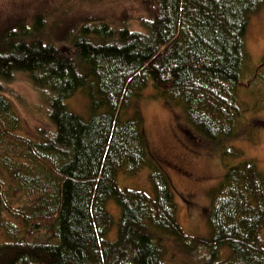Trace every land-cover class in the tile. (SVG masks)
<instances>
[{"label":"trees","instance_id":"1","mask_svg":"<svg viewBox=\"0 0 264 264\" xmlns=\"http://www.w3.org/2000/svg\"><path fill=\"white\" fill-rule=\"evenodd\" d=\"M30 1L28 16L0 24V228L3 214L20 221L0 243V264H264V173L230 145L243 116L238 90L259 75L244 81L250 15L264 0L114 2L100 18L77 7L60 14L68 0ZM137 18L146 32L129 29ZM20 73L47 101L37 137L20 133L22 114L5 94ZM150 86L183 107L185 134L221 147L211 238L183 231L173 183L130 112ZM78 92L88 118L68 108ZM144 168L153 197L119 187L120 171Z\"/></svg>","mask_w":264,"mask_h":264},{"label":"rangeland","instance_id":"2","mask_svg":"<svg viewBox=\"0 0 264 264\" xmlns=\"http://www.w3.org/2000/svg\"><path fill=\"white\" fill-rule=\"evenodd\" d=\"M60 2V0H52ZM134 0H98L93 6L80 7L76 0L63 3L59 13L75 10L77 15H89L92 18L104 17L112 9L114 2L124 9ZM30 0H0V24L8 23L11 17L28 16ZM85 7V8H84ZM130 8V5L128 6ZM117 9L118 16L122 10ZM116 22H120L118 19ZM131 31L146 32L139 18L127 21ZM120 23H118L119 25ZM65 46L66 50L68 47ZM246 48L249 58L246 65L244 81L250 82L253 74L254 81L249 87L238 90L239 102L242 104L243 116L240 118L238 138L231 141L237 149H241L247 158L254 159L264 173V3L250 15L249 31L246 35ZM5 94L15 104V108L22 114L24 127L21 134L37 137L41 121H45L47 101L44 94L37 90L25 73L16 75L15 80L6 86ZM153 86L142 92V98L135 100L130 112L138 111L144 119L143 128L145 139L153 155L159 160L163 169L167 171L176 192L179 216L178 222L183 231L191 236L211 238L213 235L211 224L208 222V211L214 199L219 194V187L223 180L224 167L221 147L209 141L193 140L184 133L183 129L191 128L183 107L175 102L158 99ZM88 97L81 92L68 101V108L82 117H89ZM86 119V118H85ZM263 121V122H262ZM236 159L229 158L234 164ZM119 187L147 192L153 197L152 184L149 180V171L144 168L133 176L120 171L118 176ZM108 210L118 219L121 210L112 201L107 203ZM5 225L0 228V243L9 240L7 230H11L20 221L8 214H3ZM110 237L115 239V232Z\"/></svg>","mask_w":264,"mask_h":264}]
</instances>
